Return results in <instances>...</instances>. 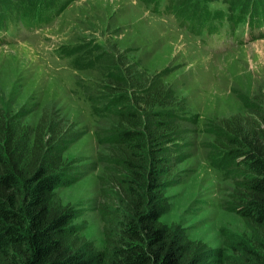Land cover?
Returning a JSON list of instances; mask_svg holds the SVG:
<instances>
[{"label": "trees", "instance_id": "trees-1", "mask_svg": "<svg viewBox=\"0 0 264 264\" xmlns=\"http://www.w3.org/2000/svg\"><path fill=\"white\" fill-rule=\"evenodd\" d=\"M42 1L0 0V12ZM257 5L263 10L264 0ZM85 61L73 64L97 63L103 76L100 93L90 96L92 110L111 120L95 128L101 150L82 171L102 167L96 209L105 246L97 249L81 235L73 222L78 211L55 192L79 178L63 152L87 128L65 119L52 102L34 125L25 122L33 109L8 113L0 107V264H223L204 242L160 220L170 207L166 190L181 182L179 164L188 157L185 119L164 73H148L139 62L109 53ZM236 96L245 114L206 124L205 130L213 135V167L235 184L230 198L250 230L247 243L239 245L238 264H264V102Z\"/></svg>", "mask_w": 264, "mask_h": 264}, {"label": "rangeland", "instance_id": "rangeland-1", "mask_svg": "<svg viewBox=\"0 0 264 264\" xmlns=\"http://www.w3.org/2000/svg\"><path fill=\"white\" fill-rule=\"evenodd\" d=\"M156 1L66 0L52 24L38 27L41 33L36 28L13 30L15 41L0 43V107L8 113L33 109L25 122L34 125L41 108L52 102L65 119L87 128L63 152L79 178L55 192L78 211L73 222L81 226V235L101 250L104 223L96 207L102 167L82 171L96 162L101 150L95 128L111 120L98 117L91 107L90 96H98L103 81L99 65L76 68L73 61L82 58L89 63L109 53L139 62L148 73L163 72L162 80L174 90L177 112L185 119L188 157L179 164L181 182L166 190L170 207L160 220L204 242L223 257V264H238L243 259L239 245L247 243L250 230L230 198L235 184L213 167V135L205 128L245 114L236 93L264 102V36L253 39L252 31L238 43V27L247 23V18L238 19V10L245 5L246 15L254 20L257 7L252 0H163L159 6ZM191 6L199 9L200 19L186 11ZM7 9L0 19L10 17ZM181 19L191 25H179ZM206 37L229 42L205 47Z\"/></svg>", "mask_w": 264, "mask_h": 264}, {"label": "bare ground", "instance_id": "bare-ground-1", "mask_svg": "<svg viewBox=\"0 0 264 264\" xmlns=\"http://www.w3.org/2000/svg\"><path fill=\"white\" fill-rule=\"evenodd\" d=\"M42 30H40L38 33H41Z\"/></svg>", "mask_w": 264, "mask_h": 264}]
</instances>
